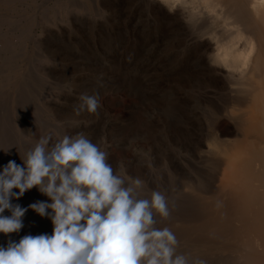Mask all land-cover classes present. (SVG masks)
Returning <instances> with one entry per match:
<instances>
[{
	"label": "rangeland",
	"instance_id": "obj_1",
	"mask_svg": "<svg viewBox=\"0 0 264 264\" xmlns=\"http://www.w3.org/2000/svg\"><path fill=\"white\" fill-rule=\"evenodd\" d=\"M15 1L0 0V169L9 161L23 166L20 155L41 136L51 135L55 143L84 133L107 151L114 170L119 172L122 163L128 176L144 181L142 198L152 191L166 196L170 216L157 215L156 227L173 231L194 207L185 185L203 181L215 189L195 133L200 134L202 118L196 113L216 92L209 89L207 95L189 83L196 81L198 69L176 54V18L169 15L165 21L159 10L137 0L134 5L132 0ZM81 94L98 97L97 114H75ZM188 113L196 114V124ZM219 117L215 130L225 134L230 122ZM40 201L51 202L34 187L11 203L28 208ZM22 220L19 233L0 234V246L53 233L51 220L30 208ZM183 245L177 253L197 259ZM221 258L203 260L228 264V257Z\"/></svg>",
	"mask_w": 264,
	"mask_h": 264
},
{
	"label": "bare ground",
	"instance_id": "obj_2",
	"mask_svg": "<svg viewBox=\"0 0 264 264\" xmlns=\"http://www.w3.org/2000/svg\"><path fill=\"white\" fill-rule=\"evenodd\" d=\"M137 1L159 10L165 21L169 15L176 18V54L198 69L196 81L189 83L204 94L216 92L206 101L209 106L198 104L195 112L202 116L201 135L195 136L215 189L203 181L185 185L194 207L173 231L196 258L219 262L226 256L228 264H264V0ZM188 114L196 124V114ZM221 115L230 122L225 134L215 130Z\"/></svg>",
	"mask_w": 264,
	"mask_h": 264
},
{
	"label": "clouds",
	"instance_id": "obj_3",
	"mask_svg": "<svg viewBox=\"0 0 264 264\" xmlns=\"http://www.w3.org/2000/svg\"><path fill=\"white\" fill-rule=\"evenodd\" d=\"M100 107L96 95L81 94L74 111L97 114ZM107 157L84 133L55 143L46 135L20 155L23 166L15 161L3 166L0 234L19 233L29 208L51 220L53 233L9 240L0 246V264H206L178 254L176 234L156 227L157 215L170 216L166 196L152 191L142 198L144 181L128 176L122 163L117 172ZM34 187L51 202L28 208L11 203Z\"/></svg>",
	"mask_w": 264,
	"mask_h": 264
}]
</instances>
